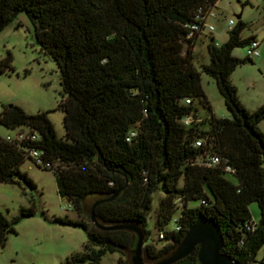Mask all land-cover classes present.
<instances>
[{
    "label": "trees",
    "instance_id": "obj_1",
    "mask_svg": "<svg viewBox=\"0 0 264 264\" xmlns=\"http://www.w3.org/2000/svg\"><path fill=\"white\" fill-rule=\"evenodd\" d=\"M217 1L0 0V30L24 11L37 44L60 71L64 137L57 135L48 111L28 113L17 104L0 111L1 125H26L39 134L33 147L50 161L53 168H44L53 171L59 195L78 215L54 220L87 232L83 251L58 264H95L114 251L121 254L119 264H132L137 234L124 227L99 228L90 218L92 203L118 190L95 206V215L105 225L137 224L146 261L170 254L198 218L218 225L222 252L246 263L255 260L264 244V132L259 126L264 103L247 110L230 75L251 59L233 55L234 48L256 38L241 36L245 23L238 18L223 43L207 44L209 62L201 71L215 79L231 113L216 117L193 63L199 35L186 37L189 24ZM12 70L7 51L0 73ZM198 102L207 116L199 114ZM189 114L198 119L182 123ZM212 154L220 161L207 165ZM26 157L23 146L0 136V183L24 180L34 186L20 169ZM158 189L164 193L155 214L158 233L146 243L147 216ZM89 197H94L91 203ZM252 202L259 206L258 220L250 214ZM176 210L180 213L173 217ZM34 213L33 203L20 206L11 218L0 211V247L16 233L15 225ZM173 218L178 228L169 227ZM171 264H202L197 247Z\"/></svg>",
    "mask_w": 264,
    "mask_h": 264
},
{
    "label": "rangeland",
    "instance_id": "obj_2",
    "mask_svg": "<svg viewBox=\"0 0 264 264\" xmlns=\"http://www.w3.org/2000/svg\"><path fill=\"white\" fill-rule=\"evenodd\" d=\"M212 12L215 16L209 17L208 21L214 25V29L211 33L203 31L193 47V63L201 72V85L211 111L216 117H231L215 79L201 71V66L209 62L207 44L210 41L217 45L223 43L228 36L229 20L236 22L238 18L245 23L241 36H254L259 42L260 55L251 56V59L237 65L230 80L242 104L247 110L254 111L264 103V0H219ZM17 23L20 25L17 26ZM248 48L249 45L236 47L232 53L244 58L248 55ZM7 51L12 55L13 70L0 73V111L8 104H17L28 113L48 111L57 135L64 137L63 111L58 107L62 100L60 71L51 55L37 44L33 24L24 11L0 30V58ZM197 104L199 114L207 116V108L199 102ZM259 126L264 132V118ZM9 133L13 134L14 131L0 124V136ZM20 169L30 177L34 186L24 180L0 183V211L11 218L18 213L20 206L33 203L35 213L15 225L16 233L8 234L5 244L0 247V264H58L67 256L83 251L87 241L86 230L79 225L54 220L55 217L65 216L75 220L78 215L70 202L59 195L53 171L36 164L29 157L25 158ZM228 178L233 179L230 175ZM163 195L160 189L153 194L152 207L147 216V228L151 234L146 243L157 237L155 214ZM93 199L87 198V203ZM249 211L253 220L259 219L257 202L249 204ZM179 213L176 210L173 217ZM174 225L173 218L169 227ZM263 253L264 244L257 251L255 260L247 264H259ZM120 256L118 251L106 252L95 264H119Z\"/></svg>",
    "mask_w": 264,
    "mask_h": 264
},
{
    "label": "water",
    "instance_id": "obj_3",
    "mask_svg": "<svg viewBox=\"0 0 264 264\" xmlns=\"http://www.w3.org/2000/svg\"><path fill=\"white\" fill-rule=\"evenodd\" d=\"M238 17L240 16L237 15ZM119 190L107 198L96 199L90 208V218L92 222L102 229H113L124 227L137 234V242L131 254L132 264H171L187 256L197 247L198 259L202 264H247L232 256L222 252L223 237L218 225L211 219L198 218L187 228L183 238L166 257L154 262L146 261L144 254V233L135 223L105 225L102 224L95 215V206L104 200L114 198Z\"/></svg>",
    "mask_w": 264,
    "mask_h": 264
},
{
    "label": "built area",
    "instance_id": "obj_4",
    "mask_svg": "<svg viewBox=\"0 0 264 264\" xmlns=\"http://www.w3.org/2000/svg\"><path fill=\"white\" fill-rule=\"evenodd\" d=\"M219 0L215 3V5L204 12H201L197 21L189 24L188 26V33L186 35L187 38H192L196 35H200L203 31L212 32L214 29V25L208 21V18L211 16H215L212 12L213 8L217 6ZM236 22L232 19L228 22V27H232ZM259 42L255 39L248 48V56H258L260 55V51L258 49ZM189 101V99L187 100ZM197 120V117H194L193 114L185 115L181 119L182 123L189 124L193 120ZM13 134H7L5 138L10 141H14L20 146H23L27 150V155L38 165L53 168L50 161L42 157V151L38 148L33 147V142L39 139V134L37 131L33 130L29 126L22 125L18 126L14 129ZM201 142L200 140H196V144L199 145ZM219 156L216 154H212L208 161L206 162L207 165H213L219 162ZM178 228V225H175ZM159 236H163V232L159 233ZM259 264H264V253L259 259Z\"/></svg>",
    "mask_w": 264,
    "mask_h": 264
}]
</instances>
